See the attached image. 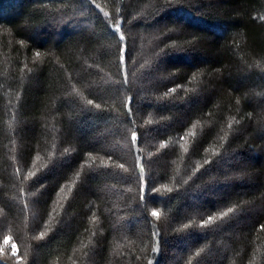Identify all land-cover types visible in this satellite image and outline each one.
I'll return each mask as SVG.
<instances>
[{
    "label": "trees",
    "instance_id": "16d2710c",
    "mask_svg": "<svg viewBox=\"0 0 264 264\" xmlns=\"http://www.w3.org/2000/svg\"><path fill=\"white\" fill-rule=\"evenodd\" d=\"M262 226L264 0H0V264H264Z\"/></svg>",
    "mask_w": 264,
    "mask_h": 264
},
{
    "label": "snow or ice",
    "instance_id": "6c2138e0",
    "mask_svg": "<svg viewBox=\"0 0 264 264\" xmlns=\"http://www.w3.org/2000/svg\"><path fill=\"white\" fill-rule=\"evenodd\" d=\"M123 39H124L123 36H121V40H123ZM89 103H91V101H89ZM97 107H99V106H97ZM136 138H137V134H136V133H133V134H132V140L134 141V140H136ZM149 191H151V190H149ZM228 211L231 212L232 209L229 208ZM153 215H158V213H155V212H154ZM208 220L211 221V220H212V217H209ZM262 227H264V226H262ZM7 242H8V241H7V239H6V240H5V243H7ZM12 247H13V249H14V251H13V256H15V255H16V252H15V248H16V246L13 245ZM0 251H2V249H0Z\"/></svg>",
    "mask_w": 264,
    "mask_h": 264
},
{
    "label": "rangeland",
    "instance_id": "374dc122",
    "mask_svg": "<svg viewBox=\"0 0 264 264\" xmlns=\"http://www.w3.org/2000/svg\"><path fill=\"white\" fill-rule=\"evenodd\" d=\"M0 234H1V237L3 238V240L5 241V240H6V237H4L2 233H0ZM7 240H8V239H7ZM10 246H11V245H10Z\"/></svg>",
    "mask_w": 264,
    "mask_h": 264
}]
</instances>
